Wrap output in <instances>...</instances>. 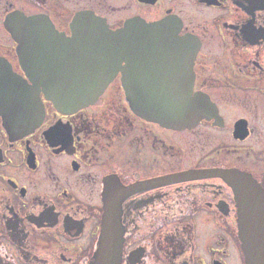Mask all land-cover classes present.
I'll use <instances>...</instances> for the list:
<instances>
[{"label":"flooded vegetation","instance_id":"flooded-vegetation-1","mask_svg":"<svg viewBox=\"0 0 264 264\" xmlns=\"http://www.w3.org/2000/svg\"><path fill=\"white\" fill-rule=\"evenodd\" d=\"M112 1L0 0L11 38H0V106H12L21 83L7 66L32 84L11 30L23 15L72 35L74 16L89 10L113 30L131 18L170 20L179 59L152 74L135 68L134 93L190 88L204 114L182 128L145 117L121 72L74 111L41 92L34 128L13 130L0 113V264H94L108 205L123 228L120 264H245L234 190L214 170L249 172L264 187V147L249 143L264 135V0ZM188 136L218 143L190 151Z\"/></svg>","mask_w":264,"mask_h":264},{"label":"water","instance_id":"water-1","mask_svg":"<svg viewBox=\"0 0 264 264\" xmlns=\"http://www.w3.org/2000/svg\"><path fill=\"white\" fill-rule=\"evenodd\" d=\"M8 22L14 27L11 19ZM169 23L168 19L147 23L141 18H131L113 30L93 11L84 10L72 20L73 34L61 35L53 24L44 22L42 16L23 15L20 26L11 30H20L14 34L15 41L32 84L7 66L11 80L18 79L21 83H12V106L1 105L0 113L13 130L34 128L44 114L41 92L60 110L74 111L97 101L121 72L131 107L142 115L164 126L182 128L192 121L194 124V119L202 116L205 110L192 103L194 97L190 88L180 93L137 96L132 85L131 75L135 68L139 73L152 74L171 70L176 64L173 59L178 58V52L172 49L180 44L171 43V40L179 37L178 29L168 26ZM212 106L208 101V112ZM190 117L193 120L188 122ZM214 171L234 190L245 264H264V187L246 171ZM118 222L113 208L108 205L94 264H120L123 228Z\"/></svg>","mask_w":264,"mask_h":264},{"label":"rangeland","instance_id":"rangeland-1","mask_svg":"<svg viewBox=\"0 0 264 264\" xmlns=\"http://www.w3.org/2000/svg\"><path fill=\"white\" fill-rule=\"evenodd\" d=\"M109 2H111L113 4L112 0H109ZM18 3H21V2L19 1ZM85 3H86V0H85ZM21 4H24V3H21ZM74 7H76V6H74ZM0 38H4L3 41L5 43H7V42L9 43L10 40H11L10 36L7 35L4 32L3 28L0 29ZM210 136L213 137V138H217V136H215L213 134L210 135ZM203 139L206 140L205 137L194 138V137L188 136V137H181L180 138V140H182V142H184L183 144L186 147V149H188L190 151L191 150H196L197 148L199 149L200 142H202L201 140H203ZM204 140H203V144H202L203 147L207 146L206 144H209V143H210L209 147L211 145H215L216 143H218L217 139H211L210 142H207V141H204ZM249 143L250 144L252 143L253 145L255 144L257 146V148L262 149L264 147V145H263V143H264V135L263 134H261V135L257 134V137H255V140L253 138L251 141H249Z\"/></svg>","mask_w":264,"mask_h":264}]
</instances>
